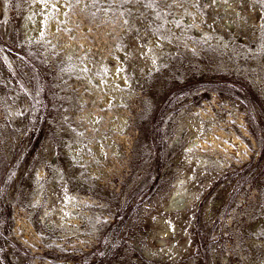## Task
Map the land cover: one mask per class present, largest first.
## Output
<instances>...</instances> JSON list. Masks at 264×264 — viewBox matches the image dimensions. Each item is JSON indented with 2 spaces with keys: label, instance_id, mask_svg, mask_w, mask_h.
<instances>
[{
  "label": "rangeland",
  "instance_id": "rangeland-1",
  "mask_svg": "<svg viewBox=\"0 0 264 264\" xmlns=\"http://www.w3.org/2000/svg\"><path fill=\"white\" fill-rule=\"evenodd\" d=\"M0 264H264V0H0Z\"/></svg>",
  "mask_w": 264,
  "mask_h": 264
},
{
  "label": "bare ground",
  "instance_id": "bare-ground-1",
  "mask_svg": "<svg viewBox=\"0 0 264 264\" xmlns=\"http://www.w3.org/2000/svg\"><path fill=\"white\" fill-rule=\"evenodd\" d=\"M175 198H176V200H182L181 202H185V203H188L190 200H191V195L189 194H187V192L186 191H184V189L182 188V187H179L178 189H177V192L175 193ZM181 205V204H180Z\"/></svg>",
  "mask_w": 264,
  "mask_h": 264
}]
</instances>
